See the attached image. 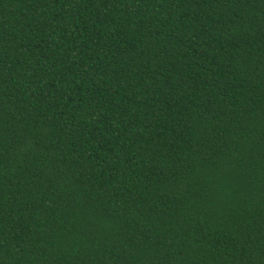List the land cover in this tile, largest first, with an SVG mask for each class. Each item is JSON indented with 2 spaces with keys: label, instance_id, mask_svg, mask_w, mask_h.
Wrapping results in <instances>:
<instances>
[{
  "label": "trees",
  "instance_id": "16d2710c",
  "mask_svg": "<svg viewBox=\"0 0 264 264\" xmlns=\"http://www.w3.org/2000/svg\"><path fill=\"white\" fill-rule=\"evenodd\" d=\"M0 264H264V0H0Z\"/></svg>",
  "mask_w": 264,
  "mask_h": 264
}]
</instances>
